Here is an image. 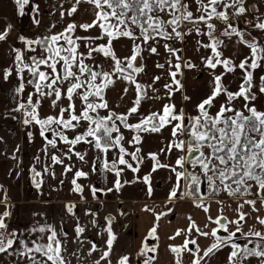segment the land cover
Wrapping results in <instances>:
<instances>
[{
    "label": "snow or ice",
    "instance_id": "obj_1",
    "mask_svg": "<svg viewBox=\"0 0 264 264\" xmlns=\"http://www.w3.org/2000/svg\"><path fill=\"white\" fill-rule=\"evenodd\" d=\"M70 2L72 6L66 10L68 17H73L80 5L87 4L89 7L84 11L90 14L89 18L70 20L55 32L52 25L46 34L35 38L18 36L23 47L10 45L11 64L0 72V79L6 82L15 74L18 83L14 91L18 99L10 111L21 114L20 122L29 129L26 132L29 142L35 135L32 129H38L43 141L41 151L51 162L37 170L35 165L40 164L41 158L39 155L34 158L30 169L33 186L40 191L45 183L42 174L55 178L52 165H63L62 175L74 172L71 191L81 201L87 200L85 188L97 199L98 193H121L126 185L136 183L146 185V194L151 197L153 174L166 170L170 182L167 211L155 213L154 207L145 206L144 211L154 213L153 226L134 256L122 254L115 264H134V259L141 258L143 264H154L159 244L148 241H159L158 222L171 211L167 206L179 201H191L195 209L205 213L207 222L201 227L189 215L187 227L168 237L170 241L183 237L181 244L168 245L174 264H182L185 254L192 256L191 264H211L224 249H229L227 264H248L252 258L257 264H264V215L260 214L264 209V109L256 103L264 95V75L258 79L256 75L258 70L264 71V39L253 35V30L264 33L261 10L264 0L255 3L251 0ZM13 3L18 15L24 16L30 0H13ZM32 13V22L40 25L38 4H33ZM60 16L64 19L65 11ZM11 31L10 24L0 30V42L7 43ZM192 36L196 37L197 51L210 50L209 55L201 57V63L209 70L211 79L189 113L186 104L193 101V96L188 94L184 70L199 66L184 58V49L179 44L186 46L187 38ZM122 40L130 42L124 45L128 48L125 56L116 50ZM237 45L248 50L242 59L236 52L225 56L226 49ZM150 57H162L164 62H154L160 72L146 82L143 77L151 70L146 63ZM218 68L222 71L218 72ZM237 70L242 82L237 90H232L225 81L228 74ZM118 82L125 84L121 100L130 91L134 97L122 112L108 98ZM29 86L31 91L24 97ZM177 93L181 105L175 101ZM240 100L243 103L238 106ZM45 101L47 114L43 112ZM149 102H160L159 107L145 111L144 105ZM11 119L18 117L12 115ZM166 130L168 136L164 137ZM153 134L161 137L163 146L145 152L146 139ZM81 144L88 147L77 151ZM19 151L17 145L11 156L13 160ZM89 151L95 153L90 172L103 173L105 184L109 175L114 176L111 187L78 183L88 179L90 172L64 163L75 156L87 164ZM174 152L179 155L173 161L170 158ZM161 156L169 162H162ZM146 161H151L150 171L143 176L135 175ZM125 171L134 174L132 180L122 181ZM63 183L61 180L60 184ZM0 192L4 194L0 204L5 205L0 213V254L14 257L15 264H72V257L81 259V252L69 249L63 227L58 231L45 221L35 222L24 231L10 229L7 221L12 214L7 189L0 185ZM213 203L217 206L215 216L211 214ZM65 207L76 220L74 242L89 245L85 259L99 251V258L92 264L102 261L113 264L111 257L118 241L113 227L116 217H105V248L99 249L96 243L81 239L86 226L74 211L77 204L70 202ZM229 209L232 217L227 215ZM98 211H91L85 205L86 216L95 217ZM120 215L125 213L121 211ZM249 219L261 228L252 225L246 229ZM91 224L95 227L97 220L93 219ZM199 238L211 242L201 248ZM240 240L244 243H239Z\"/></svg>",
    "mask_w": 264,
    "mask_h": 264
},
{
    "label": "crops",
    "instance_id": "obj_2",
    "mask_svg": "<svg viewBox=\"0 0 264 264\" xmlns=\"http://www.w3.org/2000/svg\"><path fill=\"white\" fill-rule=\"evenodd\" d=\"M33 4L39 5L40 14L38 18L41 21L40 25L32 22ZM71 6L70 0H30L29 5L25 8V15L19 16L13 0H0V30H3L9 24L12 26L8 42H0V72L11 64L10 45L23 47L18 42V36L24 35L27 38H35L46 34L47 30L52 28V25H55V28H52V31L55 32L65 27L70 20L89 18L90 14L84 11L89 5H80L77 13L73 17H68L66 10L70 9ZM61 11H65L64 19H61ZM261 75H264V71H261ZM17 83L15 74L7 82L0 79V137H3V141L0 142V185L7 189V196L11 204L9 210L12 215L10 220L7 221L10 229L24 231L35 222L43 224L45 221L58 231L63 227L68 236L69 249L82 253L80 260L72 257V264H92L94 259L99 258L100 252L93 253L92 257L85 259L84 254H86L89 245L74 242L76 220L72 214L67 212L65 205L70 202L76 203L77 208L74 211L79 216L80 223L86 226V231L81 237L82 240H90L96 243L99 249H104V240L107 235L103 232V227L106 226L105 217L112 215L116 217L113 227L118 235V241L114 245L115 255L111 257L113 264L122 254L131 253L134 256L141 247V241L144 240L148 230L153 226L154 213L143 210L146 205L150 207L153 199L147 197L110 199L97 196V199L87 198L86 201H81L80 196L76 193L66 196L65 191H62L59 186L51 188L43 185L40 191H37L31 181L30 169L34 165V158L37 155L40 156L39 152L43 146V141L38 134V129H32L35 135L33 141L29 142L26 136L29 129H26L20 122L22 119L21 114L10 111L16 106L18 99L14 91ZM23 96L26 97L24 94ZM12 115L17 116L18 119H11ZM17 145L20 146V151L16 153L17 159L13 160L11 156ZM79 147L83 151L88 146L81 144L77 146L78 149ZM40 158V164L35 165L37 170L43 169L42 164L47 159L43 153ZM57 168L60 173V165ZM3 195V192H0V199H3ZM86 204L90 206L91 211L99 210L95 217L84 214ZM176 204H187V202L180 201ZM4 210L5 205L0 204V213ZM121 211L125 215H120ZM197 212L198 210L187 211L186 216L184 215L185 222H188V213L192 215L193 219H196V215L199 216ZM181 216L182 220L184 217ZM93 219L97 220L95 227L91 224ZM158 223L166 237L171 236L172 228L175 226L170 224L169 221L163 223L161 219ZM174 229L175 232L177 229L176 227ZM208 240L210 239L200 238V245L207 243ZM156 243H159V241H155ZM141 260V264H143V258ZM0 264H15V259L8 254H0ZM101 264H104V262L102 261ZM134 264H138V259H134ZM154 264H174V257L169 248H164V254L160 259L156 254Z\"/></svg>",
    "mask_w": 264,
    "mask_h": 264
},
{
    "label": "rangeland",
    "instance_id": "obj_3",
    "mask_svg": "<svg viewBox=\"0 0 264 264\" xmlns=\"http://www.w3.org/2000/svg\"><path fill=\"white\" fill-rule=\"evenodd\" d=\"M251 2L255 3L256 0H251ZM261 10L264 11V7H261ZM241 27L242 28L244 27L242 22H241ZM250 27H251V25H249V28ZM253 35L256 36L258 39H264V33H261L259 30H253ZM222 39H224V38L222 37ZM205 42H207L206 38H205ZM127 44H130V42L127 40H122L117 45L116 50L120 56L128 55V48L124 46ZM179 46L184 49V51L182 53L184 58L185 59H191V61L193 63H195L199 66L198 69H192V70L185 69L184 70V72H185V83H186L187 88L189 89L188 94L193 96V101L191 103L186 104L187 111L189 113H191L193 106L196 103V101L200 98V96L203 94V92H205L207 90L208 85H209V81L211 79V77L209 75V70L205 69L204 65L201 63V57L209 55L210 50H206V49L201 48L199 51H197L198 45L196 44V37L195 36L187 38V45L186 46L184 44H179ZM160 51L163 53V49H160ZM247 51L248 50L246 48L241 49L239 45H237L235 48L230 46L228 49L225 50V56H232L233 53L236 52V53L240 54V58L242 59L243 55L246 54ZM156 60H159V62H161V63L164 62V59L162 57L161 58L150 57L148 59V61L146 62L151 69L148 73V76L143 77V79L146 82L148 81L149 77L160 72L159 69H156L154 67V62ZM217 71L218 72L222 71V69L218 68ZM256 75H257V79H258V76L261 75V71L258 70ZM240 76H241V73L239 70H237V72L235 74H228L225 82L231 85L232 90H237L239 84L242 82L240 79ZM123 87H125V84L118 82L114 86V88H112L108 93L109 100L114 105H119L117 110L121 111V112L124 111L126 107L130 106V101H131V99L134 98L132 91H130L128 93V95L126 97H124L123 100H121L120 96L122 95ZM157 87H160L159 83L157 84ZM28 91H31L30 86L26 89V91L24 93L25 96L27 95ZM175 101L178 105H181V97H180L179 93L176 94ZM159 103L160 102L146 103L144 105V110L149 111V110H152L154 108H158ZM237 103L239 106L240 104L243 103V101L240 100ZM256 103H257V106L259 108H262L263 104H264V95H260L259 99L257 100ZM43 112L45 114H47L49 112V108L47 106V101H45V103H44ZM126 134H128V133L126 132ZM163 135H164V137H167L168 131L166 130ZM162 146H163V141H162L161 137L158 134H153L152 136H150L146 139L144 151L145 152L157 151ZM60 147L62 148L63 145H60ZM79 149L76 148L77 151H82V149L80 147H79ZM129 150H131V149H129ZM53 151L55 152V154L60 155L59 152H56L55 150H53ZM39 153H40V157H42L43 152L40 150ZM94 155H95L94 152H92V151L88 152V155L86 157V159L88 160L87 164L79 161L75 156H73L71 161L65 160L64 163L74 165V169H83L86 172H90V167H91V163H92V160L94 158ZM176 155H179V153L174 152L170 159L174 161ZM160 159L162 162H169L164 156H161ZM50 163L51 162L48 159H45V161L43 163L44 165L42 164V168H44L46 164H50ZM150 165H151V161H146L145 164L143 166H141V172L138 174H135V175L143 176L144 174H147L150 171ZM57 167H59V165H52V171H54L56 174L55 178H53V176L50 174L43 175V179L45 181V183L43 185L46 187H51V188L59 186V188L62 191H65L66 196L74 195V193L71 191L72 185L70 183V181L72 180V178L74 176V172H69L66 175H62L64 166L60 165V167H61L60 173H59V169ZM97 167L99 168V162H97ZM133 176H134V174L131 173V171H125V173L122 176V181L124 179L132 180ZM167 176H168V172L166 170H163V169H161L157 173L153 174V180H152L153 195L151 197L147 196V194H146L147 187L143 183H136L134 185H126L121 193H115L114 192V193H109L107 195L98 193L97 196L110 198V199H115V198L116 199H118V198L132 199V198H137V197H147L149 199H153V202L150 204V207H154V212L160 213L162 211H167V209H166V198H167V195L169 192V187H170V182L167 180ZM114 179H115L114 176L109 175L107 183L105 184V180L103 178V173L98 171L96 174H92L90 172L88 179H81L78 181V183H81L84 185H92L94 183L97 187H101V186L111 187L112 181ZM61 180L64 181L63 184H60ZM84 196L87 198H93L92 195L90 194V192L88 191V188H85ZM167 208L171 209V211L168 212L167 215H163L161 217V221H163V223H166L167 221H169V223L173 224L176 227V229L187 227L189 221L185 222V217H184V215L186 216L187 211L198 210L197 214L199 215V217L197 220L194 218V220L201 227H203V225L207 222L203 219L204 212L202 210L195 209L193 204H176V202H175L172 205H168ZM216 209H217L216 205H215V209H211L212 215L216 212ZM150 212L153 213L152 211H150ZM188 214H187V217H188ZM260 214L264 215V209L261 210ZM181 215H183V217H184L182 220H181V217H182ZM252 225H255V227L257 229L261 228V226L256 224V222L253 219L248 220V223L245 225V228L247 229L248 227H250ZM158 228H159L158 229V235H159L160 239H159V243H158L159 248H158V252H157V257L160 259V257L164 254V248H168L169 244H176V245L181 244L183 237H178L175 241H170L168 239V237H166V234L164 233V231L162 229H160V226ZM174 228H172L173 232L171 235H173L175 233ZM205 230L207 231L208 229H205ZM210 242L205 243L203 245H200V244L199 245L201 248H206ZM190 247H192V246H190ZM228 252H229V249H224L223 251L219 252V254L216 255L212 259L211 264H227ZM191 259H192V256L190 254H185L182 264H191ZM248 264H257V261L255 258H252L250 260V262H248Z\"/></svg>",
    "mask_w": 264,
    "mask_h": 264
},
{
    "label": "flooded vegetation",
    "instance_id": "obj_4",
    "mask_svg": "<svg viewBox=\"0 0 264 264\" xmlns=\"http://www.w3.org/2000/svg\"><path fill=\"white\" fill-rule=\"evenodd\" d=\"M241 26V25H240ZM261 109H264V104H263V107L261 108ZM180 202V201H179ZM182 202V201H181ZM184 202H187V204H192L191 203V201H184ZM215 203H213V205H212V208L211 209H215V205H214ZM194 206V205H193ZM217 214V211L213 214V216H215ZM190 215V214H189ZM227 215H229V217H232L233 216V213L231 212V210L229 209V210H227ZM193 217H194V215H193ZM199 216H197L196 215V220H197V218H198ZM203 219L206 221V218H205V213L203 214ZM208 242H210V240H208ZM207 242V243H208ZM239 243H241V244H243L244 243V241L243 240H240V241H238ZM148 243H150V244H155V242L154 241H151V240H149L148 241ZM198 243L200 244L201 242H200V238L198 239ZM219 254V252L216 254V255H218ZM149 255H152L151 253L149 254ZM138 262H142V260L141 259H138Z\"/></svg>",
    "mask_w": 264,
    "mask_h": 264
},
{
    "label": "water",
    "instance_id": "obj_5",
    "mask_svg": "<svg viewBox=\"0 0 264 264\" xmlns=\"http://www.w3.org/2000/svg\"><path fill=\"white\" fill-rule=\"evenodd\" d=\"M155 242V241H154ZM138 264H141L140 262H138Z\"/></svg>",
    "mask_w": 264,
    "mask_h": 264
},
{
    "label": "built area",
    "instance_id": "obj_6",
    "mask_svg": "<svg viewBox=\"0 0 264 264\" xmlns=\"http://www.w3.org/2000/svg\"><path fill=\"white\" fill-rule=\"evenodd\" d=\"M217 35H219V32L217 33Z\"/></svg>",
    "mask_w": 264,
    "mask_h": 264
}]
</instances>
